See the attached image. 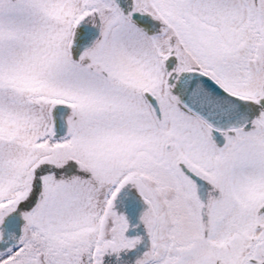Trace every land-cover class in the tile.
Here are the masks:
<instances>
[{
	"label": "snow or ice",
	"instance_id": "obj_1",
	"mask_svg": "<svg viewBox=\"0 0 264 264\" xmlns=\"http://www.w3.org/2000/svg\"><path fill=\"white\" fill-rule=\"evenodd\" d=\"M0 264H264V0H0Z\"/></svg>",
	"mask_w": 264,
	"mask_h": 264
}]
</instances>
